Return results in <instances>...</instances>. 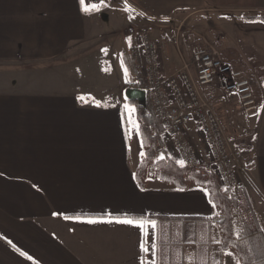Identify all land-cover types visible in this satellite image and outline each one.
Instances as JSON below:
<instances>
[{
    "label": "crops",
    "instance_id": "crops-1",
    "mask_svg": "<svg viewBox=\"0 0 264 264\" xmlns=\"http://www.w3.org/2000/svg\"><path fill=\"white\" fill-rule=\"evenodd\" d=\"M123 16L151 26L164 78L181 70L194 41L256 76L255 136L234 145L240 186L233 192L257 223L248 232L235 214L243 257L223 249L219 210L205 187L180 190L151 177L141 189L136 181L143 147L124 105L140 103L127 99L137 88L126 84L137 83L132 65L142 56ZM96 75L117 92L92 82ZM132 118L138 122L137 110ZM107 213L155 220L157 229L146 235L121 223L84 222ZM141 259L264 264V0H104L91 12L80 0H0V264Z\"/></svg>",
    "mask_w": 264,
    "mask_h": 264
},
{
    "label": "built area",
    "instance_id": "built-area-1",
    "mask_svg": "<svg viewBox=\"0 0 264 264\" xmlns=\"http://www.w3.org/2000/svg\"><path fill=\"white\" fill-rule=\"evenodd\" d=\"M93 3L97 4V1ZM150 33L151 29L146 26L141 35L147 66L146 86L155 112L161 118L168 137L173 140L180 160L184 162L182 165L214 174L224 188L236 191L240 186L236 158L227 141L218 110L237 100L243 114L252 118L259 116L261 108L251 82L213 51L196 48L190 62H185L182 73L177 75L178 79H174L175 84L171 82L173 79H166V83L157 72L159 46ZM205 88H215L223 94L219 103H216L218 98L215 95L203 93ZM193 122L199 125L203 141L208 146L207 158L182 140L186 126Z\"/></svg>",
    "mask_w": 264,
    "mask_h": 264
},
{
    "label": "trees",
    "instance_id": "trees-1",
    "mask_svg": "<svg viewBox=\"0 0 264 264\" xmlns=\"http://www.w3.org/2000/svg\"><path fill=\"white\" fill-rule=\"evenodd\" d=\"M141 65L133 62V74L140 75ZM137 89L146 90L143 82L132 83ZM146 105L132 102L137 110L140 125V139L143 142V154L135 172V178L141 189H145L151 177L174 186L180 190L187 189L191 184L205 187L209 198L219 210L216 217L223 234L224 250L234 249L239 257L244 256V249L236 241L237 211H240L239 201L235 193L223 188L214 174L180 165L173 159L166 148L164 139L165 128L161 118L155 113L150 98ZM245 196L241 195V199Z\"/></svg>",
    "mask_w": 264,
    "mask_h": 264
},
{
    "label": "rangeland",
    "instance_id": "rangeland-1",
    "mask_svg": "<svg viewBox=\"0 0 264 264\" xmlns=\"http://www.w3.org/2000/svg\"><path fill=\"white\" fill-rule=\"evenodd\" d=\"M96 1H97V4L96 5H98V6H102V4H104V0H100V1L96 0ZM90 3H92V1H90ZM123 17L125 18V20L127 22V32H128V34L132 35V38H134V40L136 42V46L133 47L132 44H131V46H132V48H136L137 50L140 48V52L139 53H141V56H142V58H141V57H139L140 56L139 55L138 58H137L138 63L141 65V67H140L141 74L140 75H137V83L143 82L144 85H145V87H146V90L148 92V88L146 86L147 66H146V62H145L144 55H143V51H142L141 35H142V32H143V28H145L146 26L148 28H151V26L148 25V24H146V23H141L142 22L141 20H140L141 22H137L136 19L135 20H131L127 16H123ZM106 22H108L109 24H112V20L111 19H107ZM107 27H108V25L105 24L104 26H102V29L103 30H107ZM150 34H151V38L154 39L153 36H152V32ZM138 39H140V47H139ZM154 41L156 42L155 39H154ZM194 43H193V49L191 50V53L189 55V59H186V58L184 59L181 70L179 72H176L174 74H171L170 76H168L166 78L162 77V75H161V71H160V68L158 66V59H159L160 56L158 57V59H157V67H158L157 68V72H158V74H160L161 78L164 79L163 80L164 82L168 83V81L166 79H168V80L173 79L171 82L173 84H175V80L174 79H178V76L177 75H179V74L182 73L185 62H190L191 56H192V52L196 48H201V45L200 46L199 45L197 46L195 41H194ZM205 50H209V49L208 48H205ZM209 51H213V50H209ZM160 52L161 51H160V48H159V52H158L159 55H160ZM218 56L221 59H223L220 55H218ZM235 69L237 71H239V72L241 71L243 73L244 77L247 78L248 81L251 82L252 87H253V84L256 83V79H255L256 76L254 74H252L251 72H249V71H247V73H246L244 70H242L240 68H235ZM96 77L97 78L91 79V81L94 82V83L102 82L103 83L102 86L105 87V88L108 87V86H111L108 82L101 81L102 78L99 77L98 75H96ZM253 80H254V83H252ZM127 83H128V80H127ZM126 86L128 87V84H126ZM165 86L167 88V93L169 95L170 94V90L168 89V84L165 85ZM114 88H116V86L115 87H112V88H109V91L108 92H111V93L117 92V90L116 91H113ZM253 90H254V87H253ZM203 93L206 94V95H208V94L215 95L216 98H218V100H217L216 103H219V101H220L219 98L220 97L222 98V96H223V94L220 93V91L217 90V89H215V88H205L203 90ZM148 99H149V95H148ZM87 100H92V99L90 98V99H87ZM122 100H123V98H122ZM111 102H113V101H111ZM150 102H151V100H150ZM257 102H258V100H257ZM228 103H229L228 106L225 105V106L219 107L220 111L218 110V112H220L221 121H222V124H223V126L225 128V131H226L227 141H228L229 145L231 146V148L233 150V153L235 155V158H236V149H235V146L234 145L235 144H250L252 137L255 136V127H253V124L251 123L250 120H255L257 117H254L255 119H253L252 117H249V116H246L245 114H243L241 112V110L238 108V102H237V100H233L232 102H228ZM151 104H152V102H151ZM258 104H259V102H258ZM152 107L154 109L153 104H152ZM154 111H155V109H154ZM135 115H136V109H135ZM132 132H133L132 133L133 139H135V131L132 130ZM165 136H166L165 139L167 141L166 144H169V146H171L172 149L176 152V150L174 149L173 140H171L168 137V135L166 133V129H165V133H164V137ZM139 138H140V134L137 133V140ZM182 140H186V142L189 145L191 144L192 146H194L195 148H197L204 158H207L208 146L203 141V135L201 134V130L199 128V125L196 122H193L191 125L186 126L185 131H184L183 136H182ZM134 144H135V141H134ZM137 144H141V139H139L137 141ZM247 154H248V152H247ZM177 155H178V161L177 162L180 165H182L181 164V160H180V156H179L178 153H177ZM250 156L251 155H249V158H250ZM240 159L243 160V161H245V156L240 157ZM219 182H220V180H219ZM240 212H241L240 216L242 218H244L243 221L248 222V224H247V230H248V232L255 231L257 229V223L251 222V221H254L255 219L251 218L250 215H247V211L244 210V208H242L240 210ZM259 251L263 252V250H259Z\"/></svg>",
    "mask_w": 264,
    "mask_h": 264
},
{
    "label": "snow or ice",
    "instance_id": "snow-or-ice-1",
    "mask_svg": "<svg viewBox=\"0 0 264 264\" xmlns=\"http://www.w3.org/2000/svg\"><path fill=\"white\" fill-rule=\"evenodd\" d=\"M80 4L83 6V11L85 12H91L94 10L98 9V5L96 4H92L91 6H84V0H80ZM125 74L127 75L128 73V69L125 68L124 69ZM80 99H84V97H81ZM102 106L100 103L97 104V107ZM125 111L128 113V122L131 125V128L129 129V131L134 130L135 132L139 133L140 132V125L137 121H135L132 117L133 114L135 113V109L134 108H130L129 105L125 104L124 105ZM141 147H143V142L141 141ZM143 154V153H142ZM184 162L181 161V164H183ZM107 219H103V218H88L86 221L87 223H98V222H103V223H121V224H125V225H129L132 227H136L139 228L141 230H143L145 232V234H148V230L151 229L152 231H155L157 229V222L155 220H151V219H146L145 217H130L128 216L127 213L123 214V217H114L111 213H107ZM65 219H69V217L65 216ZM77 219H79V217H77ZM237 236H240V233H237ZM154 247V246H153ZM140 248L143 252L147 253L149 252V246L147 243H141L140 244ZM22 255H24V253H22ZM229 255H231L229 253ZM30 258V257H29ZM140 264H156L155 260L152 261H148V260H144L141 259Z\"/></svg>",
    "mask_w": 264,
    "mask_h": 264
},
{
    "label": "water",
    "instance_id": "water-1",
    "mask_svg": "<svg viewBox=\"0 0 264 264\" xmlns=\"http://www.w3.org/2000/svg\"><path fill=\"white\" fill-rule=\"evenodd\" d=\"M126 97L128 100H137L140 102V104H143V105H146L148 102L147 90L130 89L126 92Z\"/></svg>",
    "mask_w": 264,
    "mask_h": 264
},
{
    "label": "bare ground",
    "instance_id": "bare-ground-1",
    "mask_svg": "<svg viewBox=\"0 0 264 264\" xmlns=\"http://www.w3.org/2000/svg\"><path fill=\"white\" fill-rule=\"evenodd\" d=\"M223 187V186H222ZM224 188V187H223Z\"/></svg>",
    "mask_w": 264,
    "mask_h": 264
}]
</instances>
